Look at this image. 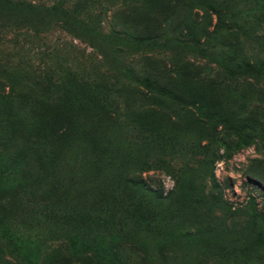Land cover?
Listing matches in <instances>:
<instances>
[{"label":"rangeland","instance_id":"374dc122","mask_svg":"<svg viewBox=\"0 0 264 264\" xmlns=\"http://www.w3.org/2000/svg\"><path fill=\"white\" fill-rule=\"evenodd\" d=\"M263 235L264 0H0V264H264Z\"/></svg>","mask_w":264,"mask_h":264},{"label":"trees","instance_id":"16d2710c","mask_svg":"<svg viewBox=\"0 0 264 264\" xmlns=\"http://www.w3.org/2000/svg\"><path fill=\"white\" fill-rule=\"evenodd\" d=\"M158 85V84H157ZM160 88H162L160 85H159ZM163 89V88H162ZM164 90V89H163ZM141 169L142 168H137L136 171L130 173L129 175H127L126 177V181L127 183H130V184H133V185H136L140 191H141V194L142 195H156L157 194V191L154 190L151 186V184H149L148 182L145 181V179L141 176ZM177 187L181 188L179 183L176 184ZM161 195L158 196L157 198L158 199H161ZM136 198V197H134ZM142 199L141 198H136L135 201H134V204L132 206H127L124 211H127L128 212V217L127 218H130L132 219L133 221H142V212H138V206L139 202H141ZM139 203V204H138ZM249 204H250V213L251 215H255V205H254V202H253V198L250 197V201H249ZM144 219V218H143ZM145 220V219H144ZM256 244L258 245H264V235L263 236H260L257 238L256 240ZM247 246L245 247H231V248H222L219 252V255L221 257H224V258H229L231 256V254L233 253H239L241 252L242 250L246 249ZM101 260H102V264H115L114 261L112 260L111 257H109L106 253H102L101 254Z\"/></svg>","mask_w":264,"mask_h":264}]
</instances>
